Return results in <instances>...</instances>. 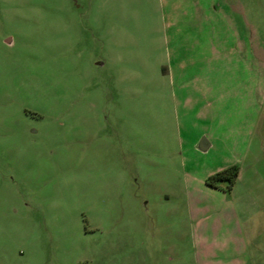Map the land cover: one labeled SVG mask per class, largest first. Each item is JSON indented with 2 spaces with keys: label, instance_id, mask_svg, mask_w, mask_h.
I'll return each mask as SVG.
<instances>
[{
  "label": "rangeland",
  "instance_id": "rangeland-1",
  "mask_svg": "<svg viewBox=\"0 0 264 264\" xmlns=\"http://www.w3.org/2000/svg\"><path fill=\"white\" fill-rule=\"evenodd\" d=\"M181 4L0 0V264H264V0L218 11L226 128L207 151L215 128L176 112L162 70Z\"/></svg>",
  "mask_w": 264,
  "mask_h": 264
},
{
  "label": "crops",
  "instance_id": "crops-1",
  "mask_svg": "<svg viewBox=\"0 0 264 264\" xmlns=\"http://www.w3.org/2000/svg\"><path fill=\"white\" fill-rule=\"evenodd\" d=\"M184 3L173 18L165 16L169 64L163 65L162 70L173 84L176 112L180 115L184 109L187 114L189 108L215 128L202 133L200 136H206L201 141H195L200 149L205 141L207 151L213 147L217 132L226 128V16L218 12L222 5L226 7V0H184ZM258 54L263 56V50ZM96 64L104 68L108 61L105 58ZM112 66L109 70L115 84L117 74Z\"/></svg>",
  "mask_w": 264,
  "mask_h": 264
},
{
  "label": "trees",
  "instance_id": "trees-1",
  "mask_svg": "<svg viewBox=\"0 0 264 264\" xmlns=\"http://www.w3.org/2000/svg\"><path fill=\"white\" fill-rule=\"evenodd\" d=\"M239 175V167L238 166H232L230 168H226L224 170H221L219 172H217L216 174L210 176V178L208 179V184L217 187V181L218 180H229L230 182V186H232L237 177Z\"/></svg>",
  "mask_w": 264,
  "mask_h": 264
},
{
  "label": "water",
  "instance_id": "water-1",
  "mask_svg": "<svg viewBox=\"0 0 264 264\" xmlns=\"http://www.w3.org/2000/svg\"><path fill=\"white\" fill-rule=\"evenodd\" d=\"M207 145L205 144V141L201 144V148L203 149V150H205V149H207Z\"/></svg>",
  "mask_w": 264,
  "mask_h": 264
}]
</instances>
